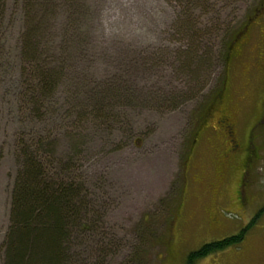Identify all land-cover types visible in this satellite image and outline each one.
<instances>
[{"label":"rangeland","instance_id":"obj_1","mask_svg":"<svg viewBox=\"0 0 264 264\" xmlns=\"http://www.w3.org/2000/svg\"><path fill=\"white\" fill-rule=\"evenodd\" d=\"M3 3L0 264L26 146L86 196V232L69 235L73 264H188L244 229L239 244L192 264H264V0L192 5L200 67L183 66L178 0ZM253 13L211 101L222 70L211 51ZM223 112L236 151L216 130Z\"/></svg>","mask_w":264,"mask_h":264},{"label":"trees","instance_id":"obj_2","mask_svg":"<svg viewBox=\"0 0 264 264\" xmlns=\"http://www.w3.org/2000/svg\"><path fill=\"white\" fill-rule=\"evenodd\" d=\"M1 1V0H0ZM182 4L181 13L175 16L179 26L186 28L185 33L194 25H190L192 5L195 2L200 5L208 0H178ZM0 16L3 15L5 3L0 2ZM263 3L260 4L255 14ZM246 15V22L243 28L225 30L230 31L226 38L222 37L221 44L216 51L215 60L221 62L220 76L216 88L210 96L213 101L220 92V88L227 75V64L233 44L239 34L243 31L246 23L254 15ZM204 29L207 27L201 26ZM216 26L212 25L211 30ZM221 29V28H220ZM206 31V30H205ZM189 46L183 66L190 67L194 59H197L199 67L206 60L204 56H197V48L193 43V34L187 33ZM193 46V47H192ZM42 73L43 71L41 69ZM199 75V74H198ZM43 74L41 86L46 85L49 80ZM200 80V78H199ZM204 81H207L205 75ZM39 82V81H38ZM40 101L38 98L36 102ZM69 179V180H68ZM81 185V183H80ZM86 196L81 189L77 188L73 177L67 174L53 172L47 168L44 156L39 154L38 149L30 150L29 146L23 150L21 167L18 170L11 193L9 225L6 230L3 244V264H73L72 248L69 245L71 231L84 235L87 224ZM246 229L239 233L225 237L221 240L204 243L198 250L188 256V264L192 260L201 258L210 253L221 251L228 246L239 244L244 237Z\"/></svg>","mask_w":264,"mask_h":264},{"label":"flooded vegetation","instance_id":"obj_3","mask_svg":"<svg viewBox=\"0 0 264 264\" xmlns=\"http://www.w3.org/2000/svg\"><path fill=\"white\" fill-rule=\"evenodd\" d=\"M239 37H237V39ZM235 43L236 42H234V44ZM218 100H219V94L216 96V98L213 101H216L218 103ZM215 124L217 127L216 130L221 132L224 139L226 140L225 143L228 144L229 146L228 151H236L237 144L234 139V123L231 114L225 112L219 113V115L216 116Z\"/></svg>","mask_w":264,"mask_h":264}]
</instances>
